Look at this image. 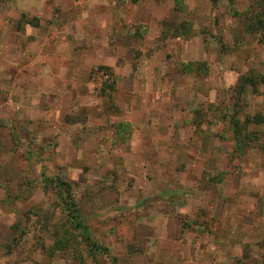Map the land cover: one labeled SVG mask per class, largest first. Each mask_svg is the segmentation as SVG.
I'll return each instance as SVG.
<instances>
[{
	"label": "rangeland",
	"instance_id": "374dc122",
	"mask_svg": "<svg viewBox=\"0 0 264 264\" xmlns=\"http://www.w3.org/2000/svg\"><path fill=\"white\" fill-rule=\"evenodd\" d=\"M26 1L0 0V264H264V123L237 157L229 120H264L263 0H40L114 64L29 103Z\"/></svg>",
	"mask_w": 264,
	"mask_h": 264
},
{
	"label": "crops",
	"instance_id": "0c3cea01",
	"mask_svg": "<svg viewBox=\"0 0 264 264\" xmlns=\"http://www.w3.org/2000/svg\"><path fill=\"white\" fill-rule=\"evenodd\" d=\"M60 3V2H59ZM24 10H27L26 18L29 21L27 24V29L23 32V36L27 39L29 43L30 41H35L42 44L40 51L33 54L35 58L33 61H30L26 66L18 70V73L27 72L28 79L25 83H21L22 87L21 91H28L31 94L27 93L28 103L33 102V99L38 98L46 94L50 98L55 99H63V98H71L74 100L79 99L76 91L79 86L82 88L85 85L86 81H82L81 79L87 77L89 78L94 67L99 65H108L114 64L113 59L109 60L107 57L102 55V51L95 52V54L85 53L81 50L77 49H69L67 40L71 37V39L78 38L80 36H84L85 25H88V21L84 18L85 13H83L81 18H74L77 21L75 22L79 27H73L72 24L66 25V21H60L61 13L66 12V5L57 4L56 7H49L46 1L40 0H27L25 2ZM52 9H57L56 11V19L55 15L52 14ZM81 10L85 11L84 8ZM59 15V16H58ZM37 18L36 24L33 26V23L30 21L33 18ZM72 21V20H71ZM63 22V23H61ZM32 23V25H31ZM71 23V22H70ZM52 25V26H51ZM19 35H22L18 32ZM83 39V38H82ZM54 46L56 50L51 52V46ZM29 47L25 48L21 47L23 53H31V44ZM29 56V55H28ZM26 96V94H24ZM76 96V98H75ZM57 102V101H56ZM55 102V104H56ZM130 126L132 124L130 119H126L120 121L116 126L115 133V141L117 139L121 140L120 132L121 126ZM128 128V127H127ZM131 138H135V134L131 135ZM129 138L125 141L128 146ZM120 142V141H119ZM160 149V148H159ZM158 147L153 151L154 153H158ZM177 148H175L176 150ZM133 155H143L147 153H151L148 149L147 144L144 142H140L139 146H133L130 149ZM174 153V149L171 151ZM156 159H158L156 157ZM136 160V159H135ZM159 160H161L159 158ZM148 159L140 157L139 160H136V163H139V166H146L148 164ZM154 170H158V166L154 167ZM162 169V168H161ZM197 177V176H196Z\"/></svg>",
	"mask_w": 264,
	"mask_h": 264
},
{
	"label": "trees",
	"instance_id": "16d2710c",
	"mask_svg": "<svg viewBox=\"0 0 264 264\" xmlns=\"http://www.w3.org/2000/svg\"><path fill=\"white\" fill-rule=\"evenodd\" d=\"M263 3H264V0H263ZM263 12H264V6H261L257 15H255L257 20L260 19L259 18L260 14H261L260 17L264 16ZM31 25H32V23H31ZM261 42H264V41H261ZM99 69L100 70L101 69L107 70L106 73H108V74L110 72H113L110 68H106V67H100ZM110 77H111L112 82L110 84H107V83H109V81H107L106 85H104L105 88L114 87L116 84L112 73L110 74ZM252 82H254V81H252ZM243 90H244V88L241 86L240 91L244 92ZM242 118L243 119L240 118V113H238L237 111H235L233 113V115L229 118L230 126L232 128V132H233V136H234V140H235V144H236L235 155L237 157H242V156L246 155L255 146V142L259 139L260 133L257 132L253 128H255L256 126H261L264 123L263 122L264 120L261 119L260 121H258L256 117H251L248 115H244ZM128 126L127 125L124 127L121 126L119 129L120 132L118 134L120 135L123 142H125L129 138L123 134L124 133L123 130ZM62 185L67 187V191L70 194L71 192L68 189L69 185L66 183H62ZM77 208H80V207H78V205L76 204V201L72 200L71 204H70V212H72V214H73L72 217L76 220H78L79 216H80L79 213L77 212ZM67 235H68V239H62L61 241L59 240L61 242L59 244L60 247H58L59 249H61L64 246L66 247L67 240H73L74 239L72 234H70L69 231H67ZM54 248H57V247H54ZM54 248H52L51 251H53Z\"/></svg>",
	"mask_w": 264,
	"mask_h": 264
},
{
	"label": "built area",
	"instance_id": "2783aa9c",
	"mask_svg": "<svg viewBox=\"0 0 264 264\" xmlns=\"http://www.w3.org/2000/svg\"><path fill=\"white\" fill-rule=\"evenodd\" d=\"M98 79V80H101L102 81V83H103V81H109L110 80V75H108L107 73H99L98 75H96V77H94V81H95V79ZM97 80V81H98ZM101 83V84H102Z\"/></svg>",
	"mask_w": 264,
	"mask_h": 264
}]
</instances>
